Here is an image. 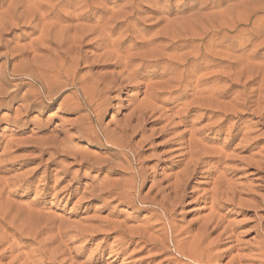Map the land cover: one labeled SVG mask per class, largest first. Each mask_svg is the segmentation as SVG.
Masks as SVG:
<instances>
[{
  "label": "rangeland",
  "instance_id": "rangeland-1",
  "mask_svg": "<svg viewBox=\"0 0 264 264\" xmlns=\"http://www.w3.org/2000/svg\"><path fill=\"white\" fill-rule=\"evenodd\" d=\"M130 4L139 12L130 26L149 30L146 36L135 32L136 42L166 25L164 21L156 24L155 11L172 7L174 13L189 8L183 17L198 13L194 19L169 16V21L175 20L170 28H197V38L202 39L209 57L195 61L196 66L181 67L195 74L191 84H169L168 88L169 64L151 65L133 80L123 81L120 88H112L106 101H100V110L69 113L62 101L72 96L74 90H70L30 109L19 120L14 112L20 102L0 95V218L7 223L0 224V237L4 230L9 239L0 245V264L37 260L38 264H264V0H64L59 10L69 15L77 8H94V21L88 25L99 26L110 16L108 11ZM11 5L16 6L11 12L18 26L7 37L9 48L0 52V66L9 64L7 73L20 53L6 51L16 48L25 52L28 60L35 56L41 61L43 50L34 53L25 47L40 36L33 30L41 28L37 11L55 10L57 3L0 0V17L6 19ZM98 11L106 15L94 23ZM32 12H36L33 20ZM96 37L93 34L86 41ZM95 43L82 45L87 61L77 68V76L85 82L103 83L121 68L115 60L105 61L107 55L102 57L111 51L106 40L99 46ZM131 43L125 41L121 51ZM189 51L182 48L175 54L180 57ZM200 76L204 78L196 84ZM7 79L8 85L3 87L9 92L12 85H19V97L31 84L22 74ZM152 90L158 94L154 100L150 99ZM208 96L209 100L201 101ZM192 103L207 105L210 111L205 114ZM142 109L146 115L139 123L136 117ZM82 116L91 118L89 126L101 139L102 130L118 137V130L126 127L122 141L130 143L135 155L140 152L137 163L133 154L127 155L143 170L135 187L141 197L168 193L174 176L183 168L180 162L186 158L188 141L196 139V149L205 154L171 215L163 217L158 206L148 203L136 201L135 206H127L116 199L117 191L98 196L101 184L121 182L127 175L113 156L117 150L78 137L73 127ZM217 124H221L218 134L210 131ZM135 125L138 127L132 130ZM76 157L94 165L81 164ZM218 180L221 191L228 189L233 205L217 212L219 228L200 247L209 249L208 257L195 263L182 259L175 251V241H190L210 216L211 193ZM27 212H37L41 220L28 227L21 240L13 236L12 226L16 231L26 226ZM138 230L145 232L142 239L126 237ZM11 244L14 251L9 254Z\"/></svg>",
  "mask_w": 264,
  "mask_h": 264
},
{
  "label": "bare ground",
  "instance_id": "bare-ground-1",
  "mask_svg": "<svg viewBox=\"0 0 264 264\" xmlns=\"http://www.w3.org/2000/svg\"><path fill=\"white\" fill-rule=\"evenodd\" d=\"M43 1L46 2V0ZM63 1L64 0H56L57 5H53L55 10L51 11V7H47V9L40 7L43 10L37 11L40 13L39 18L42 23L39 26L41 28L35 26L33 30L37 29L40 36L32 41L29 46L25 47V49L32 50L34 53L43 50L45 54L42 56L41 61H36L35 56L28 60L25 58V55H27L25 52L13 48L14 50L6 51V53L12 54V52H18L20 53V56L17 62L14 61L15 63L12 65L10 73H7L6 71L8 67L6 65L8 63H4L0 66V95L8 96L9 98L11 96V100H18L20 102L14 112L15 118L18 117L20 118L19 120H21L22 116L25 117L30 109L41 107L45 101L51 102L57 97L61 98L63 94L70 90H74L72 96L70 97V95H68L69 97L67 96L63 98L62 101V105L66 111L78 114L84 110H100L102 107V102L100 101L104 99L106 101L107 98L105 96L109 94L112 88H120L123 81L133 80L140 75V72L143 69L154 64H169L167 74L170 75V77L166 81V88H168L167 86L169 84L181 86L182 83H185L189 85L192 83L191 79L195 74L191 71H187V69L181 70V67L184 68L189 64L196 66L195 61L201 59L207 60L209 57L210 53H208L206 48L203 47L201 43L203 42L202 39L197 38L200 36L196 32L197 28H182L179 26V28H175L171 31L170 25H172L175 20L182 19L183 15L190 10L189 8H182L181 10L175 11V13L173 12L172 7L165 8L162 11H155L153 14L157 16L154 18L156 24L158 25L164 21L166 22V25L156 30L148 39L142 37L139 39V42H136L138 37L132 36L135 32L146 36L149 30L145 28L137 30L130 26V22L137 21L139 15V12L134 8L133 4L116 11H108L110 16L101 25L97 26L96 24L95 26H90L88 23L94 21L91 18L95 13L94 8L84 10L81 7L77 8L72 14L67 15L63 12L61 14L59 8L62 6ZM46 6L47 5L45 4V7ZM11 8H13L14 11L16 10V6L11 5L10 9L6 11V13L9 14L7 17L5 16L6 19L0 17V52L9 48L8 45L11 40L7 37L17 30L15 29V26L18 25L14 22L15 18L14 14L11 12ZM98 13L100 15L98 17L99 19L94 23H100V20H103L106 15V12L98 11ZM30 15V19L33 20L36 16V12H32ZM171 15H174V21H169L168 17ZM49 17H51V19H49ZM197 17L198 13L193 12L187 17H183V20L187 18L194 19ZM72 22L78 23L73 24ZM52 32H55V36L53 37L50 36ZM93 34H97L96 39L86 41ZM115 35L118 37L111 39ZM104 40L107 41V45L111 48V51L103 54L102 57L107 55L105 61L108 62L115 60L116 64L121 68V71L116 74H111L110 78L103 83H99V81L95 80L85 82L83 78L77 76V68L87 61V57L82 55V45L86 42L90 43L96 41L95 44L99 46ZM127 40H130L132 43L121 51L122 45ZM46 45H53V47H43ZM35 46L38 48L35 49ZM182 48H190V51L179 57L175 52ZM192 53L194 54L191 55ZM1 57L2 56L0 55V60ZM19 74L25 75L31 81L30 85L27 84L29 85V88L20 97L19 93L21 90L19 89V85H12L14 89L9 92L4 88L5 86L7 87L9 82L7 76L15 77ZM202 78H204V76L198 77L195 81L196 84H199ZM10 84L11 83H9V85ZM157 95V92L152 90L150 99L154 100ZM218 96H220V94H218ZM206 100H209V96L203 98L201 101ZM192 104L196 105L195 107L201 108L205 114L207 111H210L208 110L209 106L207 105L200 103ZM189 105H191V103ZM199 108H193L192 111ZM145 115L146 111L142 109L139 111V116L136 117V120L140 123V121L144 120ZM76 122L73 130L77 132L79 138L88 141L94 140L105 146L107 145L110 149L113 148L117 150L114 152L113 156L119 160L120 164L118 163V166L123 170V173L127 175L126 179L120 180L121 182H105L104 184H101L98 189L99 197L112 195L117 191L116 199L120 200L127 206H135L136 201L140 204L148 203L158 206L163 217L171 215L176 206L180 204L181 198L184 196L190 181L194 178L195 168L199 164L200 157L205 154L203 149H196L199 145L196 139L194 140V138H192L188 141L187 148L189 150L186 153V158L182 159L180 162L183 164V168L174 176V181L168 188V193L164 194L160 191L152 198L149 196L141 197L135 190V187H137V180H140L144 176L142 168L136 167V157L139 156L140 152L138 151L135 155L130 143L122 141L121 138L127 131L126 127L124 126L118 130L117 134H119L120 137L111 136L106 130H102L101 139L100 137H97L98 134L96 130H94V127L89 126L91 125L90 117H79ZM95 124L98 130H100L99 125L97 123ZM129 127L130 126H128V128ZM137 127L138 125H135L132 127V130ZM210 131L216 134L220 133L221 124L212 127ZM127 153L133 154L132 158L133 160L135 159L136 163L129 160ZM77 158L78 157L75 158L76 161L81 164L94 165L87 161H83L82 159H79L78 161ZM219 182V180L215 182L211 193L212 201L210 202L209 207L211 211L210 216H208L206 221L193 235H191L190 241H175V251L182 259L195 263L202 262L204 258L206 259L208 257L209 249L207 251V247H204L203 249L200 247L209 239L208 236L219 228L220 221L217 212L222 210L225 205H233V200L228 198V189L225 188L221 191L220 187L222 186L221 182ZM144 210H148V207H145ZM27 216V219L23 223L26 226L21 225V229L18 231L12 226L13 236H17L21 240H23L21 234L27 231L28 227L32 224L38 225L41 220V218L38 217L37 212H27ZM30 216H32V218H30ZM0 224L4 225L7 223L5 222V219L0 218ZM6 229L9 230L11 228L6 226ZM5 232L6 231L3 230L2 237H0V245L5 240L9 241ZM29 234L25 235V237H28ZM33 235L38 234L33 233ZM137 236L142 239L145 236V232L138 230L137 232L131 233V235H126V237L130 239ZM207 246L209 247L210 245ZM13 247L14 245L11 244V246L7 248L9 254L14 251ZM199 249L201 250L198 251ZM40 254L41 252L38 253V256ZM37 262L39 261H32L31 264H38ZM7 264L12 263L10 262ZM229 264L236 263L231 262Z\"/></svg>",
  "mask_w": 264,
  "mask_h": 264
}]
</instances>
